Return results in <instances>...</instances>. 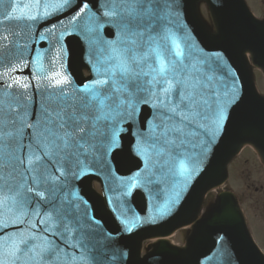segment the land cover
I'll use <instances>...</instances> for the list:
<instances>
[{
	"label": "water",
	"instance_id": "95a60500",
	"mask_svg": "<svg viewBox=\"0 0 264 264\" xmlns=\"http://www.w3.org/2000/svg\"><path fill=\"white\" fill-rule=\"evenodd\" d=\"M196 1L0 0V264H264L228 194L186 250L138 257L139 239L192 219L242 142L264 151L241 55L264 67V24L207 0L212 37Z\"/></svg>",
	"mask_w": 264,
	"mask_h": 264
},
{
	"label": "rangeland",
	"instance_id": "374dc122",
	"mask_svg": "<svg viewBox=\"0 0 264 264\" xmlns=\"http://www.w3.org/2000/svg\"><path fill=\"white\" fill-rule=\"evenodd\" d=\"M252 14L264 21V0H245ZM198 13L204 25L209 31H213L210 14L207 6L201 2L198 5ZM250 72L254 78L256 89L264 95V74L250 65ZM250 147H244L241 152L228 164V179L224 187L212 190L207 194L203 203L202 213L209 203H213L217 193L221 190L233 192L246 218V223L252 231V236L257 241L260 249L264 252V167L261 166ZM205 213V212H204ZM189 228L175 231L168 240L172 245L183 246L186 242ZM153 241L147 240L143 246L151 245Z\"/></svg>",
	"mask_w": 264,
	"mask_h": 264
},
{
	"label": "snow or ice",
	"instance_id": "6c2138e0",
	"mask_svg": "<svg viewBox=\"0 0 264 264\" xmlns=\"http://www.w3.org/2000/svg\"><path fill=\"white\" fill-rule=\"evenodd\" d=\"M129 2L132 3V4H135V3L139 2V0H129ZM128 11H129V15L132 16L133 19H135V17H136L135 8L134 7L130 8ZM151 11H152L151 7L147 8L146 9V14L150 13ZM125 27H127V25H125ZM132 35H136L135 31L132 32ZM179 55H180V52L178 51L177 52V56H179ZM159 71H160L161 74H163L166 71V68H165L163 63H161ZM100 103L102 105L103 101H100ZM57 119H61V126H62L63 125V120H62L61 117H59V114H57ZM72 119H76V117H72ZM64 137H68V138L65 139ZM57 138L62 141V147L68 148V147L71 146L70 143H69V140L71 139V133H65L64 136H60V137H57ZM0 139H2V137H0ZM0 151H2V148H0ZM37 159H38V157H37ZM28 162H29V164H31L32 163V159L29 158Z\"/></svg>",
	"mask_w": 264,
	"mask_h": 264
},
{
	"label": "bare ground",
	"instance_id": "6f19581e",
	"mask_svg": "<svg viewBox=\"0 0 264 264\" xmlns=\"http://www.w3.org/2000/svg\"><path fill=\"white\" fill-rule=\"evenodd\" d=\"M159 240H161L160 238H156L154 241L156 242V241H159ZM166 241H168V239H165Z\"/></svg>",
	"mask_w": 264,
	"mask_h": 264
}]
</instances>
